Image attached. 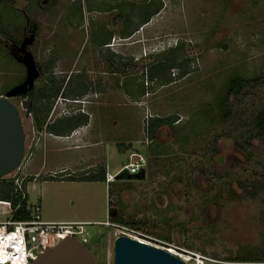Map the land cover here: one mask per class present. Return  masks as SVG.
<instances>
[{
    "label": "rangeland",
    "instance_id": "374dc122",
    "mask_svg": "<svg viewBox=\"0 0 264 264\" xmlns=\"http://www.w3.org/2000/svg\"><path fill=\"white\" fill-rule=\"evenodd\" d=\"M150 1L161 2L163 9L141 26V8ZM0 15V28L8 34L0 33L2 96L27 78L11 39L32 40L27 50L40 72L34 90L45 86L50 71L59 82L72 76L87 89L53 103L52 120L70 112L94 117L95 126L89 132L87 123L68 135L64 152L49 153L48 171L67 167L74 154L88 150L76 146L99 140L106 143L97 150L110 171L128 164L131 153L147 160L142 180L74 183L51 181L45 173L35 180L27 166L32 144L47 135L37 132L27 98L12 99L25 157L1 179L26 183L29 203L41 208L43 221L83 224L89 235L84 247L98 264H114L115 241L123 235L173 255L195 253L208 260L205 264L238 263L231 259L246 249L264 254V139L253 133L264 109V86L232 97L225 106L228 119L207 113L232 77L264 73V0H11ZM128 16L131 30L139 29L125 38ZM103 41L108 44L101 46ZM176 47L183 68L171 71L175 81L151 80L150 66ZM168 116L178 118L174 128L163 127L150 140L149 120ZM45 151H37L33 162L39 165ZM92 169L83 168V174ZM111 213L128 225L108 227ZM10 217L0 205V222Z\"/></svg>",
    "mask_w": 264,
    "mask_h": 264
},
{
    "label": "trees",
    "instance_id": "16d2710c",
    "mask_svg": "<svg viewBox=\"0 0 264 264\" xmlns=\"http://www.w3.org/2000/svg\"><path fill=\"white\" fill-rule=\"evenodd\" d=\"M11 0H0V8L4 7V9H8L10 6ZM142 9V17L141 22L142 25H146L150 22L151 18L163 9L162 3L158 1H150L147 5L141 8ZM0 15V21H1ZM20 21L24 22V17L19 15ZM130 18L129 16L125 19V28L121 35L125 36V38H129L133 33L138 31L139 28L131 30L130 27ZM0 33L8 36L6 32H4L0 28ZM13 45L21 46L23 43V39L20 41H15L11 39ZM105 41L102 42V45H106ZM179 48H173L169 51V56L161 61H157L152 66H150L148 70V77L152 79H159L164 84H170L175 79L172 77L171 71L173 69H182L183 62H179L178 58ZM7 57L14 63L15 60L11 55H7ZM53 62L48 63L47 67L49 69L52 68ZM49 79L45 86L34 90L31 93L24 95L27 97V101L25 102V107L28 112L34 114V123L39 130L46 131L49 134L56 136L66 137L72 134L76 129L81 126H84L88 123V116L86 115H76L63 118L54 123L48 121L50 111L52 109L54 101L60 97L65 96V99L68 97H79L84 95L86 87L80 80H76L71 76L67 82L65 80H61L60 82L53 78V73H49ZM183 74L185 72L183 71ZM19 85L18 82L12 84V88ZM264 86V73L259 75L254 79H246L241 76L235 75L232 77L228 83L227 90L224 96L219 98V103L216 106H213L212 109L207 110V113H211L215 111L216 113L213 115L214 118L221 117L223 119H228L230 117V112L225 107L232 97H238L242 95L244 92L250 89H257ZM84 89V90H83ZM7 93V92H6ZM4 94H0L2 96ZM178 121L177 117L168 116V117H153L149 120L148 124V138L150 140H154L155 136L163 127H168L170 129L174 128V124ZM254 136L260 139H264V109L257 115L254 120ZM51 181H76L77 179L74 177H50ZM79 180L85 182H105V172L102 174L91 175L88 174ZM0 201L9 202L12 207L11 219L13 221H27L31 219V210L29 203V196L27 194L26 183L23 184L22 191H20L15 185L14 180H6L0 179ZM114 214V213H113ZM110 214L109 221L113 224L119 225H128L120 215L113 216ZM256 253L253 250L246 249L242 251L236 258L231 259L232 262L238 263H264V254ZM262 257V258H260Z\"/></svg>",
    "mask_w": 264,
    "mask_h": 264
},
{
    "label": "water",
    "instance_id": "95a60500",
    "mask_svg": "<svg viewBox=\"0 0 264 264\" xmlns=\"http://www.w3.org/2000/svg\"><path fill=\"white\" fill-rule=\"evenodd\" d=\"M32 40H26L15 48L19 54L16 61L26 68V80L13 87L5 96L0 97V179L13 173L24 160L25 137L18 108L11 101L35 89V80L40 77L36 60L27 47ZM32 80V81H30ZM145 170L137 175L122 173L117 180H142ZM32 264H98L91 258L84 245L77 239L66 238L55 246H47ZM114 264H186L172 253L142 244L140 241L123 235L116 239Z\"/></svg>",
    "mask_w": 264,
    "mask_h": 264
},
{
    "label": "built area",
    "instance_id": "2783aa9c",
    "mask_svg": "<svg viewBox=\"0 0 264 264\" xmlns=\"http://www.w3.org/2000/svg\"><path fill=\"white\" fill-rule=\"evenodd\" d=\"M17 47L19 46H15V48ZM15 55L19 57L18 53ZM72 102L77 103L78 101ZM68 115L70 116L72 113L68 112ZM34 145L36 144H32V148ZM146 166L147 160L144 155L138 152L131 153L128 164L118 170L115 174L106 173L105 183L107 185L115 183L117 177L122 173H126L127 175H137L141 173L142 170H145ZM15 185L20 191H22L23 184H18L17 180L15 181ZM0 205H5L11 216V204L9 202L0 201ZM30 210L32 214L30 220L13 221L10 217V219L0 222V247L2 250L0 252V260L5 261L0 264H17V262L18 264H32V262L45 251L47 238L50 239L51 246L54 245V240L56 241L55 243L58 244L66 238L77 239L83 245L88 243L89 235L83 224L45 222L43 221L42 211L39 206H35L34 208L31 206ZM106 225L108 227L117 226L111 224L109 221L106 222ZM177 257L186 264H205V261H208L203 256L188 251H182Z\"/></svg>",
    "mask_w": 264,
    "mask_h": 264
},
{
    "label": "crops",
    "instance_id": "0c3cea01",
    "mask_svg": "<svg viewBox=\"0 0 264 264\" xmlns=\"http://www.w3.org/2000/svg\"><path fill=\"white\" fill-rule=\"evenodd\" d=\"M88 124H89V130L88 131L90 132L91 128L93 129V126H95L94 117L90 118ZM82 128L83 127H80L78 129H76L74 132H76L77 130H80ZM74 132L72 133L73 135H74ZM45 134L47 136H45L44 142L40 143L39 145L36 144L33 146V148H32L33 152L31 153L32 159H30V162L27 164L29 170L31 169L33 171L32 176L36 177L35 180H37L41 176V174H43V173L46 174V177L47 176L51 177L52 175H55L57 173H61V174H64V177H74V178L79 180L80 178H82L88 174L96 175V174H99V173L102 174L105 172V175H106V173L115 174L116 172H118V171L114 172V171L109 170L110 168L107 164V160L102 158L101 150L100 151L97 150V148H100L104 142L101 140L94 141L91 144H89V146H87V147L76 146L74 149L81 150V149L87 148L88 150H87V152L74 154L72 156V158L67 162V167L62 166L60 168L53 169V171H52V169L48 171V168H46L47 163L45 161V157H47L49 153L54 154V155H58V153H61V151L64 152V150L66 149L64 142L69 141L70 136L63 137V136L52 135L49 133H45ZM42 148L43 149L45 148L46 151L42 154L43 158L40 161L39 165H37L36 162H33V158H34L35 153L37 151L41 152ZM49 149L51 150V152L49 151ZM67 149H69V148H67ZM90 161H91V163L92 162L93 163L89 164ZM100 164H102V165H100ZM103 164L106 165L105 168L104 167L101 168V166H103ZM83 168H93L95 172L83 174V172H84ZM76 174L78 175V177L76 176ZM73 182L75 183L76 181H73ZM82 183H85V182H82ZM235 264H240V263H235ZM245 264H247V263H245ZM255 264H264V263H255Z\"/></svg>",
    "mask_w": 264,
    "mask_h": 264
},
{
    "label": "flooded vegetation",
    "instance_id": "af4514ba",
    "mask_svg": "<svg viewBox=\"0 0 264 264\" xmlns=\"http://www.w3.org/2000/svg\"><path fill=\"white\" fill-rule=\"evenodd\" d=\"M36 82V81H35ZM34 91V90H33ZM32 91V92H33ZM22 97H24V96H22ZM24 98H27V97H24ZM55 109V108H54ZM54 113V110L52 111V114ZM31 116H33V119H34V114L33 113H29ZM69 116V115H68ZM76 116V115H75ZM89 120H90V118H89ZM89 120H88V122H89ZM48 121H50L51 123H54V122H56L55 120H52V116L48 119ZM81 127H84V126H81ZM80 128V127H79ZM37 132L38 133H47L46 131H44V129L43 130H39V129H37Z\"/></svg>",
    "mask_w": 264,
    "mask_h": 264
},
{
    "label": "bare ground",
    "instance_id": "6f19581e",
    "mask_svg": "<svg viewBox=\"0 0 264 264\" xmlns=\"http://www.w3.org/2000/svg\"><path fill=\"white\" fill-rule=\"evenodd\" d=\"M30 81H32V80H30ZM36 81V80H35ZM133 239V238H132ZM138 241H140V240H138ZM142 244H146V245H148L147 243H145V242H143V241H140ZM8 249L10 250V248L8 247ZM2 250H1V247H0V252H1ZM5 261H3V260H0V263H4ZM16 264V263H15ZM17 264H18V262H17ZM24 264V263H23Z\"/></svg>",
    "mask_w": 264,
    "mask_h": 264
}]
</instances>
